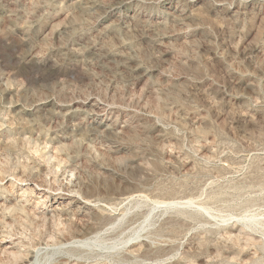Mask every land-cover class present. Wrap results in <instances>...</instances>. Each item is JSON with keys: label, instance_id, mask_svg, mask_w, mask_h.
<instances>
[{"label": "rangeland", "instance_id": "374dc122", "mask_svg": "<svg viewBox=\"0 0 264 264\" xmlns=\"http://www.w3.org/2000/svg\"><path fill=\"white\" fill-rule=\"evenodd\" d=\"M0 264H264V0H0Z\"/></svg>", "mask_w": 264, "mask_h": 264}]
</instances>
